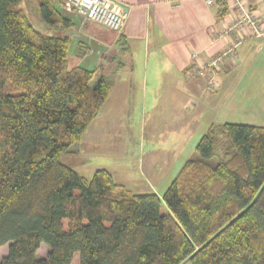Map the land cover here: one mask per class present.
I'll return each mask as SVG.
<instances>
[{
    "label": "trees",
    "instance_id": "1",
    "mask_svg": "<svg viewBox=\"0 0 264 264\" xmlns=\"http://www.w3.org/2000/svg\"><path fill=\"white\" fill-rule=\"evenodd\" d=\"M20 1L0 0V264H264V126L211 124L161 198L80 175L60 156L113 83L69 68L70 38ZM57 1L36 0L53 30L71 25Z\"/></svg>",
    "mask_w": 264,
    "mask_h": 264
},
{
    "label": "crops",
    "instance_id": "2",
    "mask_svg": "<svg viewBox=\"0 0 264 264\" xmlns=\"http://www.w3.org/2000/svg\"><path fill=\"white\" fill-rule=\"evenodd\" d=\"M117 1L128 12L123 28L117 32L66 11L60 0L56 3L58 10L71 22L68 67L95 69L91 83L101 74L113 83L99 110L100 113L105 109L113 112L107 122L104 120L106 125L121 115L127 118L126 124L121 123L128 130L129 114L139 113L142 117L149 115L148 125L153 130L167 129L184 135L205 133L211 124L224 123L225 105L235 109L246 102L252 112L250 116L255 119L253 124L264 126V38L243 37L236 46L235 61L228 59L220 67L218 87L208 86L206 79L196 74L199 64L216 57L228 45L223 31L224 20L228 11L233 13L234 10L228 7L226 0H218L210 6L203 0ZM249 2L254 9L262 8L261 0ZM71 47L78 48L73 51L72 60ZM79 48L84 49L83 54L78 52ZM99 66L103 69L97 70ZM228 116L233 118L234 114ZM87 130L72 145L74 155L87 148L94 150L105 146L107 141L100 143L92 139ZM97 137L100 140L99 135ZM189 158L191 156L185 161ZM79 163L82 161L64 164L77 171L75 166ZM174 177L167 179L164 191ZM158 179L155 175L152 184L143 182L136 193L154 192L161 198L164 191L158 192V183L162 178Z\"/></svg>",
    "mask_w": 264,
    "mask_h": 264
},
{
    "label": "rangeland",
    "instance_id": "3",
    "mask_svg": "<svg viewBox=\"0 0 264 264\" xmlns=\"http://www.w3.org/2000/svg\"><path fill=\"white\" fill-rule=\"evenodd\" d=\"M19 7L25 11L32 25L39 31L59 36H70L72 34L71 28L68 29L62 26L55 30L48 28L39 17L36 0H21ZM77 49L78 48H70V60L73 58V51ZM78 52L82 53L84 49L79 48ZM71 63L70 61V67ZM102 69L103 66L97 68V70ZM112 113L113 112L108 111V109H105V111L103 110L101 113L99 111L95 117V121L93 120V122L90 123L87 127L88 130L86 129L87 134L91 132L90 136H92V139L100 143L102 141H107L105 146L100 145L94 150H88L87 148V151H80L79 154L76 152V155H74L73 151L70 149V152L60 156L61 162L70 164L73 163V161H82V163H79L75 168L78 173L86 178H90L97 168H105L112 174L115 182L122 184L134 193L139 191L141 184H146L147 182L152 184L154 176L156 175L159 176L157 181L162 178L161 182L158 183L160 184L158 192L163 193L167 179L176 176L187 157L196 156L194 148L198 139L204 132L200 131L198 133H187L184 135L181 132H174L167 129L157 130V128H155V130H153L150 124L148 125L150 120L149 115L145 114V116L142 117L139 113L135 116L129 114L127 130L125 126L127 118L121 117V115H119V117L115 116L117 120L109 124L110 126L104 123V120L107 122L108 118L112 116ZM231 113L234 114V116H232L233 118H228V115ZM251 113L250 107L246 102L240 104L235 109L228 108V106L225 105V115L223 117L226 120L222 121L243 124L250 123L254 125L255 119L250 116ZM112 121L113 119L109 122ZM121 121L125 124H122ZM104 126L109 127L111 132L109 130L107 131ZM113 130L115 132L119 130L120 132L115 133ZM98 135L100 140H98ZM115 136L117 138H115ZM184 136H186V140ZM190 137L191 139L189 140ZM168 158H170L169 162ZM172 161H175V164H172ZM161 211L167 212L164 203L161 205ZM46 251V245L42 243L37 254L40 257H45ZM7 253L8 244L0 248V259ZM72 264H79L78 254L74 255ZM182 264L191 263L190 261H185Z\"/></svg>",
    "mask_w": 264,
    "mask_h": 264
},
{
    "label": "built area",
    "instance_id": "4",
    "mask_svg": "<svg viewBox=\"0 0 264 264\" xmlns=\"http://www.w3.org/2000/svg\"><path fill=\"white\" fill-rule=\"evenodd\" d=\"M68 12L76 13L105 29L120 31L128 17L127 10L117 0H60ZM213 5L218 0H203ZM229 10L224 20V35L228 45L216 57L199 64L196 74L206 79L208 86L218 87V72L228 59H236V46L246 35L264 38V0L262 8L254 9L249 0H226Z\"/></svg>",
    "mask_w": 264,
    "mask_h": 264
}]
</instances>
